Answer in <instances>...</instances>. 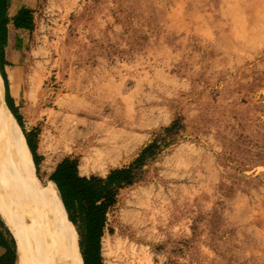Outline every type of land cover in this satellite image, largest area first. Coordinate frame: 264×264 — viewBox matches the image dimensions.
Returning a JSON list of instances; mask_svg holds the SVG:
<instances>
[{"label": "rangeland", "instance_id": "1", "mask_svg": "<svg viewBox=\"0 0 264 264\" xmlns=\"http://www.w3.org/2000/svg\"><path fill=\"white\" fill-rule=\"evenodd\" d=\"M30 4L34 27L12 43L4 71L41 155L32 179L48 184L64 157L79 163L55 136L60 104L90 122L142 113L145 128L100 175L153 141L161 148L119 191L104 236L132 241L136 264H264V0ZM174 120L182 128L164 134ZM4 160L21 172L0 129Z\"/></svg>", "mask_w": 264, "mask_h": 264}, {"label": "bare ground", "instance_id": "2", "mask_svg": "<svg viewBox=\"0 0 264 264\" xmlns=\"http://www.w3.org/2000/svg\"><path fill=\"white\" fill-rule=\"evenodd\" d=\"M60 108L65 121L61 129L56 125L55 136L58 143L66 144L69 152L79 156L81 175H100L117 164L129 150L134 133L146 126L145 117L138 112L120 120L102 117L101 121L90 122L78 117L80 106L60 104ZM0 129L11 137V148L21 169L17 172L5 160L0 163V215L15 238L20 263L84 264L57 186L53 182L39 185L32 179V153L7 107L1 73ZM102 247L106 264H136L139 260L138 247L119 234L104 236Z\"/></svg>", "mask_w": 264, "mask_h": 264}, {"label": "trees", "instance_id": "3", "mask_svg": "<svg viewBox=\"0 0 264 264\" xmlns=\"http://www.w3.org/2000/svg\"><path fill=\"white\" fill-rule=\"evenodd\" d=\"M8 2L9 0H0V72L5 83L7 107L23 130L35 167L38 170L41 155L38 153L35 132L34 130L26 132L23 129L22 118L10 96L4 71V66L7 63L4 45L8 32L6 15ZM32 12L31 9L22 8L14 19V25L32 30L34 27ZM180 128L182 125L178 120H174L163 131L164 134H173ZM160 148L161 146L155 141L147 144L129 164L113 168L105 176L98 174L81 175L78 170V161L69 156L64 157L56 165L50 175V180L56 184L68 219L77 231L82 254H84L87 246H92L98 260L97 263L101 264V239L105 234L109 210L115 205L121 189L133 185L142 178L144 166L159 153ZM0 264H16L15 252H8Z\"/></svg>", "mask_w": 264, "mask_h": 264}, {"label": "crops", "instance_id": "4", "mask_svg": "<svg viewBox=\"0 0 264 264\" xmlns=\"http://www.w3.org/2000/svg\"><path fill=\"white\" fill-rule=\"evenodd\" d=\"M30 2H31V0H9V2H8L7 11H6V15L8 18V23H7L8 32H7L6 41H5V45H4L5 58L6 59L9 56L8 52H9V49L11 48L12 43L16 42L18 40L17 39L18 35H22L28 31H30V29L20 28V27H16L14 25V19L18 15L19 11L22 8H27V9L32 8V5L30 4ZM32 15H33V12H32ZM33 22H34V17H33ZM49 178H50V176H49ZM50 182H52V181H50ZM0 217H1V215H0ZM67 220H68V217H67ZM101 241H102V239H101ZM78 245H79V241H78ZM101 247H102V244H101ZM79 249H80V253H81L82 258H83V262L85 264V261H86L85 255L82 254L80 245H79ZM10 251L15 252L16 264H21L15 238H14L13 234L11 233L10 229L5 224L3 218L1 217V219H0V262H1L2 258L6 254H8V252H10ZM100 256H101V261H103L101 250H100ZM94 258H95V261H98L95 257V252H94Z\"/></svg>", "mask_w": 264, "mask_h": 264}, {"label": "flooded vegetation", "instance_id": "5", "mask_svg": "<svg viewBox=\"0 0 264 264\" xmlns=\"http://www.w3.org/2000/svg\"><path fill=\"white\" fill-rule=\"evenodd\" d=\"M86 264H98L94 258V249L92 246H87L84 250Z\"/></svg>", "mask_w": 264, "mask_h": 264}]
</instances>
